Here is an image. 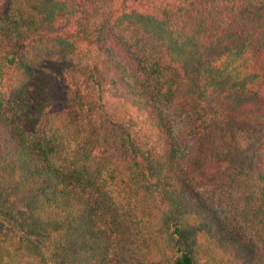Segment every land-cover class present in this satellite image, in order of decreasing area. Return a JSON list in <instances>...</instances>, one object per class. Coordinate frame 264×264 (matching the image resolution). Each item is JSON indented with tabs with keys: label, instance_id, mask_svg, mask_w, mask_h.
<instances>
[{
	"label": "trees",
	"instance_id": "1",
	"mask_svg": "<svg viewBox=\"0 0 264 264\" xmlns=\"http://www.w3.org/2000/svg\"><path fill=\"white\" fill-rule=\"evenodd\" d=\"M0 264H264V0H0Z\"/></svg>",
	"mask_w": 264,
	"mask_h": 264
},
{
	"label": "rangeland",
	"instance_id": "2",
	"mask_svg": "<svg viewBox=\"0 0 264 264\" xmlns=\"http://www.w3.org/2000/svg\"><path fill=\"white\" fill-rule=\"evenodd\" d=\"M171 120L175 122L176 117H171ZM192 185L199 190L202 195L211 203L215 204L216 207H220V201L217 200V197L215 194L210 190V188L205 184V182L197 179V178H192L191 179Z\"/></svg>",
	"mask_w": 264,
	"mask_h": 264
}]
</instances>
